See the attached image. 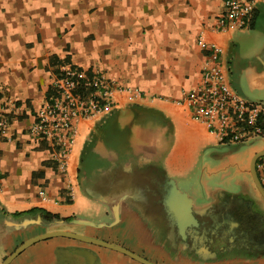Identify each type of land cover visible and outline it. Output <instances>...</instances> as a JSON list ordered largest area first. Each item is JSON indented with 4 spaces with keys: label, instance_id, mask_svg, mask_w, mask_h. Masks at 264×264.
Listing matches in <instances>:
<instances>
[{
    "label": "crops",
    "instance_id": "obj_1",
    "mask_svg": "<svg viewBox=\"0 0 264 264\" xmlns=\"http://www.w3.org/2000/svg\"><path fill=\"white\" fill-rule=\"evenodd\" d=\"M221 6L222 0H0V110L11 135L0 142V263L30 237L66 230L159 264H186L169 259L185 254L175 238L179 217L183 233L201 228L229 236L236 251L217 264H264V198L249 168L264 138L219 143L180 102L205 61L201 34L220 47L232 89L264 103V6H256L245 45L233 31L210 29ZM69 68L80 76L102 72L128 90L113 93L106 112L79 120L62 170L48 141L29 128L47 89ZM255 167L264 188V155ZM170 181L189 199L185 220ZM31 209L58 217L14 216ZM78 247L95 255L94 264H142L62 236L36 241L9 264H66Z\"/></svg>",
    "mask_w": 264,
    "mask_h": 264
},
{
    "label": "built area",
    "instance_id": "obj_2",
    "mask_svg": "<svg viewBox=\"0 0 264 264\" xmlns=\"http://www.w3.org/2000/svg\"><path fill=\"white\" fill-rule=\"evenodd\" d=\"M258 4L264 6V0H222L210 29L221 32L250 28ZM197 45L206 51L205 61L198 81L183 92L180 100L190 117L201 122L219 143L264 138V103L248 101L232 89L220 59V47L207 43L201 34ZM125 90L102 72L80 76L76 69H66L55 82L51 96L37 109L29 133L48 141L54 160L65 170L79 120L106 112L114 103L113 93ZM8 130L9 116L0 110V142L11 139Z\"/></svg>",
    "mask_w": 264,
    "mask_h": 264
},
{
    "label": "water",
    "instance_id": "obj_3",
    "mask_svg": "<svg viewBox=\"0 0 264 264\" xmlns=\"http://www.w3.org/2000/svg\"><path fill=\"white\" fill-rule=\"evenodd\" d=\"M264 155V150H260L258 152H256L251 160H250V173L252 176V179L254 181V184L256 186V188L258 189L259 193L261 194V196L264 198V188L261 184V181L256 173V167H255V162L257 157ZM171 183V192L174 195H177L179 197H181V199H183V209L181 215H183V218L185 220V218H187L188 213H189V204L188 201L189 199L187 198V195L184 192L179 191L178 189H176L174 182L170 181ZM183 220H181L179 217H177L176 222L178 227L180 228L181 233L183 234L184 232V224L182 222ZM75 223H80L83 225H91L93 223H91L88 220L85 219H75L74 220ZM55 236H62V237H69V238H73V239H77L79 241H84L87 243H92V244H97L100 246H104L110 249H114L116 251H119L121 253H124L125 255H128L129 257L141 262L142 264H154L148 260H146L145 258L135 254L134 252L128 250L125 247L113 244V243H109L100 239H96V238H92V237H88L79 233H74L71 231H66V230H54V231H49L40 235H36L34 237H31L29 239H27L26 241H23L21 244H19L12 252H10L5 258L4 260L0 263V264H9L16 256H18L24 249H26L29 245L35 243L38 240H42V239H46V238H50V237H55ZM71 251L73 253H76L80 256H82L85 260V264H94L95 261V255L88 249L86 248H72Z\"/></svg>",
    "mask_w": 264,
    "mask_h": 264
},
{
    "label": "flooded vegetation",
    "instance_id": "obj_4",
    "mask_svg": "<svg viewBox=\"0 0 264 264\" xmlns=\"http://www.w3.org/2000/svg\"><path fill=\"white\" fill-rule=\"evenodd\" d=\"M162 221L168 223L171 220L167 217V214H164ZM163 237L169 238V236ZM175 238L177 240V244L180 246V249L183 250V253L185 252L184 256H182L181 259H174L175 256L169 257L170 260H174L176 262L180 260L181 262L186 264H217L219 261H221V256L224 255L228 259L231 258L236 251L229 248V246L233 242L229 241V236H223V240L219 234L212 235L211 233H209V231L203 233V229L201 228H197L194 231H189L187 229L185 230V233H180L179 235L177 234ZM220 241H223V245L221 246L218 244ZM211 253H214L215 255L217 253H220L222 255L219 257L215 256L213 257V259H206L208 258L207 255ZM135 254L145 258L146 260L154 264H159L142 253ZM193 256H196V258H194ZM198 256L199 258H197Z\"/></svg>",
    "mask_w": 264,
    "mask_h": 264
},
{
    "label": "rangeland",
    "instance_id": "obj_5",
    "mask_svg": "<svg viewBox=\"0 0 264 264\" xmlns=\"http://www.w3.org/2000/svg\"><path fill=\"white\" fill-rule=\"evenodd\" d=\"M249 31H251L250 28L245 29V30L233 31L234 40L240 42L242 45L248 44L250 42V38H251V36L248 34ZM34 236H36V235H34ZM34 236H32V237H34ZM221 255L222 254H220V253H217L216 255L214 253H211V254L207 255L208 258H206V259H213V257H215V256L219 257ZM193 257L196 258V256H193ZM197 258H199V256ZM80 259L81 258L78 254L71 252V253H69V256L66 258V264H81L79 262Z\"/></svg>",
    "mask_w": 264,
    "mask_h": 264
},
{
    "label": "trees",
    "instance_id": "obj_6",
    "mask_svg": "<svg viewBox=\"0 0 264 264\" xmlns=\"http://www.w3.org/2000/svg\"><path fill=\"white\" fill-rule=\"evenodd\" d=\"M52 93H53V87L51 86L46 91V99H48L51 96ZM33 213L43 214L46 217H48V219L51 218V217L52 218H57L58 217L57 215H49V214L43 212L41 209H31L29 211H23V212H17V213L15 212L14 216H20V215H24V214H33Z\"/></svg>",
    "mask_w": 264,
    "mask_h": 264
}]
</instances>
